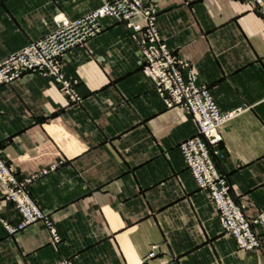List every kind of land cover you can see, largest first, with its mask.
<instances>
[{
  "label": "crops",
  "instance_id": "crops-1",
  "mask_svg": "<svg viewBox=\"0 0 264 264\" xmlns=\"http://www.w3.org/2000/svg\"><path fill=\"white\" fill-rule=\"evenodd\" d=\"M145 1L170 52L220 110L242 109L220 127L223 156L213 159L231 199L252 216L264 209V15L245 0ZM100 4L0 0V61L52 32L55 17ZM106 23L62 56L78 100L29 71L0 85V157L21 177L35 175L30 196L59 237L42 221L9 232L5 224L20 215L0 185V264H264V243L237 247L183 161L178 145L196 123L165 107L141 73L131 30Z\"/></svg>",
  "mask_w": 264,
  "mask_h": 264
},
{
  "label": "built area",
  "instance_id": "built-area-1",
  "mask_svg": "<svg viewBox=\"0 0 264 264\" xmlns=\"http://www.w3.org/2000/svg\"><path fill=\"white\" fill-rule=\"evenodd\" d=\"M245 1L264 15V0ZM155 17V8L145 0H101L100 6L80 17L57 16L52 32L29 42L0 61V85L29 71L49 78L69 101L78 100L77 80L66 76L63 71V54L101 33L107 27V19L124 24L131 30V36L138 45L141 73L152 81L165 107L185 109L196 123L197 133L178 146L195 183L208 193L222 231L234 238L238 248L257 250L264 243V209L246 216L243 205L231 199L227 180L219 173L213 159L223 156L219 149L222 139L220 127L242 109H219L208 87L198 83L189 63L170 52L156 28ZM46 172L47 169L40 171ZM34 177V174L21 177L0 157V185L5 189L4 197L20 215V221L15 226L5 224V227L13 232L26 224L42 221L49 228L52 240L57 241L59 237L53 224L30 196V184ZM254 225L260 226L262 233L256 231ZM54 264L73 262L64 259Z\"/></svg>",
  "mask_w": 264,
  "mask_h": 264
},
{
  "label": "rangeland",
  "instance_id": "rangeland-1",
  "mask_svg": "<svg viewBox=\"0 0 264 264\" xmlns=\"http://www.w3.org/2000/svg\"><path fill=\"white\" fill-rule=\"evenodd\" d=\"M220 109V108H219ZM231 111V110H230Z\"/></svg>",
  "mask_w": 264,
  "mask_h": 264
}]
</instances>
